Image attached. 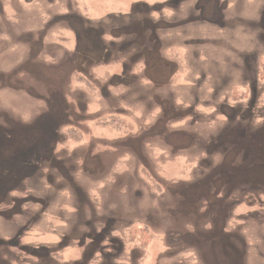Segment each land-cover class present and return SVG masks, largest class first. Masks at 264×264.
<instances>
[{
    "label": "rangeland",
    "instance_id": "obj_1",
    "mask_svg": "<svg viewBox=\"0 0 264 264\" xmlns=\"http://www.w3.org/2000/svg\"><path fill=\"white\" fill-rule=\"evenodd\" d=\"M47 129L0 264H105L130 225L111 264H264V0H0V144Z\"/></svg>",
    "mask_w": 264,
    "mask_h": 264
},
{
    "label": "trees",
    "instance_id": "obj_2",
    "mask_svg": "<svg viewBox=\"0 0 264 264\" xmlns=\"http://www.w3.org/2000/svg\"><path fill=\"white\" fill-rule=\"evenodd\" d=\"M116 119L111 118V121L120 124L119 121ZM61 120L62 119H57L56 121ZM20 132L23 131L20 130ZM50 132H52L51 129L46 130L44 142H31L27 145H16L14 147L10 146L8 148L0 144L2 152V155L0 154V191L2 190V188L3 190H5H2L5 193H10L14 191L18 181H20L23 177L28 176L30 170L29 162L32 160V157L35 156L36 153L41 154L42 152H44L45 154H48L50 149L48 150L44 148L46 146L49 147L48 139L49 142L52 141V136H50ZM21 137L24 139L25 135H22ZM12 138L14 139L15 136ZM8 141H10V139Z\"/></svg>",
    "mask_w": 264,
    "mask_h": 264
},
{
    "label": "flooded vegetation",
    "instance_id": "obj_3",
    "mask_svg": "<svg viewBox=\"0 0 264 264\" xmlns=\"http://www.w3.org/2000/svg\"><path fill=\"white\" fill-rule=\"evenodd\" d=\"M177 65V63H176ZM143 224V223H142ZM146 227H148L147 225H145ZM130 228V226L127 227H117L116 232H106V235H103L102 237L107 238V243L106 246H104V244L99 248H100V253L103 255V257L105 258V264H111V260L116 258V256H118L122 249H123V245H124V239L122 237V233L125 231L126 228ZM101 240V238L99 239ZM98 248V249H99ZM98 252V250H97Z\"/></svg>",
    "mask_w": 264,
    "mask_h": 264
}]
</instances>
